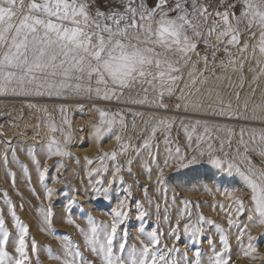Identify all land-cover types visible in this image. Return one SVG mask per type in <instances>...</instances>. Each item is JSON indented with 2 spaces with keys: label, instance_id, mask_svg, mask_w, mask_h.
Segmentation results:
<instances>
[{
  "label": "snow or ice",
  "instance_id": "snow-or-ice-1",
  "mask_svg": "<svg viewBox=\"0 0 264 264\" xmlns=\"http://www.w3.org/2000/svg\"><path fill=\"white\" fill-rule=\"evenodd\" d=\"M257 89L260 101L254 102ZM0 97L55 102L52 111L59 113V121L47 104H27L43 113L29 126L35 129L32 139L44 141L40 148L47 159L70 156L65 102L75 100L81 109L80 101L92 102L91 139L97 147L106 137L114 139L116 147L101 151L96 160L85 157V191L111 204L112 185L123 184L122 173L131 175L139 166L149 181L155 176L158 193L153 197L144 186L143 198L135 201L141 224L134 242L122 227L130 219L127 198H117L110 221L84 213L83 226L71 215L79 201L69 199L64 223L82 244L56 233L50 203L39 207L42 231L60 241L54 250L30 235L5 192L13 231L0 209V264H42V254L54 264H231L233 236L243 257L257 258L249 229L264 228V160L257 167L250 153L264 157V127H251L264 125V0H0ZM166 98H175V108L186 113L242 123L237 130L206 119L145 118L132 108L97 106L116 102L167 110ZM35 154L36 146H29L51 201L55 190L46 186L47 168L41 169ZM10 164H18L31 183L13 141L0 139V166ZM200 164L238 175L245 184L240 193L217 190L228 201L212 205V211L223 213L220 222L205 216L199 201L180 197L177 203L175 195L168 196L167 173ZM6 175L15 187V173ZM152 216L157 223L144 224ZM182 239L188 251L180 250ZM204 243L210 253L206 259Z\"/></svg>",
  "mask_w": 264,
  "mask_h": 264
},
{
  "label": "rangeland",
  "instance_id": "rangeland-1",
  "mask_svg": "<svg viewBox=\"0 0 264 264\" xmlns=\"http://www.w3.org/2000/svg\"><path fill=\"white\" fill-rule=\"evenodd\" d=\"M245 91H247V87ZM260 96L261 90L257 89L256 95L253 98L254 102H259ZM165 102L169 105L167 110L145 108L127 103L118 104L116 102L99 104L97 106L108 107L112 110L132 108L136 111L144 112L145 118L155 116L156 118H175L177 121L183 119L185 122L195 119H206L211 123L229 124L237 128V130H239L242 123V121H229L213 116L195 115L191 112L186 113L183 107L177 110L175 104L179 101H176L175 98L171 100L166 98ZM28 103L47 104L49 110L52 111L55 102L46 99L26 100L18 97H0V132L4 133V136L0 137V139H11L13 141V145L17 147V157L22 164L27 166L28 175L31 177V183H28L24 170L18 164H10L8 169L0 166V209L3 210L4 219L7 222L9 230L13 231V225L7 212V206L4 205V197L2 194L5 192L15 206L17 216L29 227L30 235L35 238L38 244L50 246L54 250L59 249L60 241L42 231V225L37 211L39 207H46L50 203L55 214L54 228L56 233L61 236L68 234L77 243L82 244V239L76 230L64 223L66 216L65 205L69 199L75 197L79 201L80 207H74L71 215L76 223L83 226L85 223L82 219L84 213H91L98 220L110 221L108 213L116 206L118 199L124 200L127 198L129 208L131 209L130 219L122 227L126 228L130 234V240L134 242L138 235L137 230L141 224L136 218L135 201L143 198L144 186L148 187L150 195L153 197L158 196L154 186L155 176H153L152 181H149L147 175L142 172L139 166L134 167L131 175L127 172L122 173L123 184L116 182L112 185L111 204L107 201L96 199L91 189L87 192L85 191L87 184L85 157L96 160L101 151H110L116 147V144L114 139H108L106 137L102 141L101 146L97 147L91 139L90 124L96 119V114L91 106L92 102L86 100L80 101L83 104V109L76 107L75 100L65 102L69 105L68 118L71 122L72 141L68 145L70 156H53L51 159H47L45 152L40 148V145L44 141L33 140L31 133L35 129L29 127L30 124L37 123V117L43 116V113H37L35 109L28 108ZM125 114L131 120V116L127 112ZM52 115L59 121L60 115L57 111H52ZM251 127L259 130L264 125L255 123ZM24 132H27L28 135L21 134ZM42 135L46 136L47 131L42 130ZM182 136L183 134L181 133V138ZM33 145L36 146L35 158L39 161L41 169L47 168L45 184L47 187L55 190L51 201L45 198L44 186L41 184L32 159L28 155V147ZM162 152L163 146L161 145ZM250 155L253 158V163L259 167L264 157H261L258 152H252ZM9 159L11 160V156H9ZM58 164L62 165V167L57 171ZM6 172L15 173V187H13L11 178L6 175ZM167 175L171 178L170 183L167 185L169 198L175 195L177 197V203H179L180 197L192 201H199L204 215L218 222L222 220L223 213H220L219 210L212 211V205L214 203L226 204L228 201L217 190H235L238 193L245 191V184L238 175H227L225 172L215 169L208 164H200L189 169L179 170L178 172L172 170ZM175 177H178V179ZM205 188L209 189L211 194L205 191ZM33 189L35 190L34 194ZM21 205L23 206L22 209ZM81 207L83 211H81ZM241 219L244 218L241 217ZM156 223L157 221L154 216L146 218L144 221V224L149 226L155 225ZM164 231H167L166 226H164ZM249 231L255 237L253 243L257 248V258L251 260L243 257L240 247L233 236L231 239V264H264V228L253 227ZM165 243L169 246L172 245V241L170 240H166ZM186 244H188L186 239H182L179 242L178 246L182 252L188 251V248L185 247ZM202 248L206 259V256L210 254L207 244L204 243ZM81 251L88 259H92L91 255L83 248H81ZM189 256H192L191 252H189ZM40 259L42 264H54L44 254L41 255Z\"/></svg>",
  "mask_w": 264,
  "mask_h": 264
},
{
  "label": "bare ground",
  "instance_id": "bare-ground-1",
  "mask_svg": "<svg viewBox=\"0 0 264 264\" xmlns=\"http://www.w3.org/2000/svg\"><path fill=\"white\" fill-rule=\"evenodd\" d=\"M30 127V126H29Z\"/></svg>",
  "mask_w": 264,
  "mask_h": 264
}]
</instances>
